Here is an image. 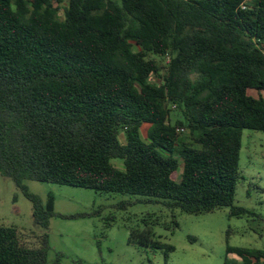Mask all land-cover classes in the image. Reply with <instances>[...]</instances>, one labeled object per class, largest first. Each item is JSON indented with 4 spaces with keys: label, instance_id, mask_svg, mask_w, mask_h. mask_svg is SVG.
Masks as SVG:
<instances>
[{
    "label": "trees",
    "instance_id": "1",
    "mask_svg": "<svg viewBox=\"0 0 264 264\" xmlns=\"http://www.w3.org/2000/svg\"><path fill=\"white\" fill-rule=\"evenodd\" d=\"M65 2L0 0V174L44 231L0 225V264H62L52 219L89 215L58 214L29 180L136 197L123 210L161 205L176 228L178 210L250 214L235 201L244 131L264 132V97L250 94L264 91V0ZM161 225L149 214L130 241L169 255ZM230 233L240 259L227 264H264Z\"/></svg>",
    "mask_w": 264,
    "mask_h": 264
},
{
    "label": "rangeland",
    "instance_id": "2",
    "mask_svg": "<svg viewBox=\"0 0 264 264\" xmlns=\"http://www.w3.org/2000/svg\"><path fill=\"white\" fill-rule=\"evenodd\" d=\"M68 4V0L64 5ZM259 98L264 91H250ZM176 112L173 118L176 119ZM150 126L143 135L147 139ZM186 136H190L188 132ZM121 141L126 142L122 133ZM241 159L242 179L237 188L235 204L251 211L243 217H230V208L214 213L193 215L176 211L180 227L173 224L172 213L161 205L134 204L127 210L123 201L135 202L136 197L98 193L95 190L29 180L30 191L47 203L56 198V212L62 215L89 214L67 219L54 217L48 231L51 238L50 260L65 255L62 264H227L239 256L228 254V232L233 247L264 250V132L245 130ZM115 164L123 168L121 160ZM149 214L162 216V225L153 230L157 238L175 246V251L142 247L131 242L130 226L141 225ZM112 223V226H108ZM0 225L20 230L44 231L33 216V204L17 187L15 181L0 174ZM142 229H145L144 227Z\"/></svg>",
    "mask_w": 264,
    "mask_h": 264
},
{
    "label": "built area",
    "instance_id": "3",
    "mask_svg": "<svg viewBox=\"0 0 264 264\" xmlns=\"http://www.w3.org/2000/svg\"><path fill=\"white\" fill-rule=\"evenodd\" d=\"M243 8H246V6L244 5ZM182 131H184V129H182Z\"/></svg>",
    "mask_w": 264,
    "mask_h": 264
}]
</instances>
